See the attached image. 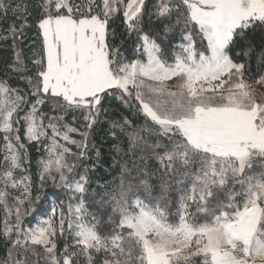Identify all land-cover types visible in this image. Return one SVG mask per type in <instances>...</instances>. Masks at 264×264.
I'll return each instance as SVG.
<instances>
[{
    "label": "snow or ice",
    "instance_id": "snow-or-ice-1",
    "mask_svg": "<svg viewBox=\"0 0 264 264\" xmlns=\"http://www.w3.org/2000/svg\"><path fill=\"white\" fill-rule=\"evenodd\" d=\"M0 264H264V0H0Z\"/></svg>",
    "mask_w": 264,
    "mask_h": 264
}]
</instances>
